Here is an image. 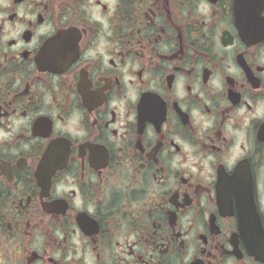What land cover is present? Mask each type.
<instances>
[{
	"label": "flooded vegetation",
	"instance_id": "flooded-vegetation-1",
	"mask_svg": "<svg viewBox=\"0 0 264 264\" xmlns=\"http://www.w3.org/2000/svg\"><path fill=\"white\" fill-rule=\"evenodd\" d=\"M0 264H264V0H0Z\"/></svg>",
	"mask_w": 264,
	"mask_h": 264
}]
</instances>
